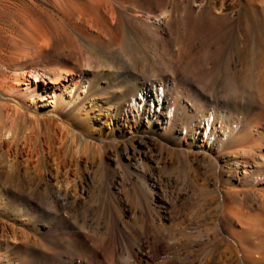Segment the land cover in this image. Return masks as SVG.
Masks as SVG:
<instances>
[{
	"label": "rangeland",
	"instance_id": "rangeland-1",
	"mask_svg": "<svg viewBox=\"0 0 264 264\" xmlns=\"http://www.w3.org/2000/svg\"><path fill=\"white\" fill-rule=\"evenodd\" d=\"M228 2L235 14H243L242 3ZM167 15L150 21L156 34L145 36L131 53L91 55L76 41L83 68L90 71L71 94L52 83L36 85L30 69L32 89L12 94L17 71L1 67L8 80V88L0 90L3 104L77 135L69 152L79 162L80 199L66 198L22 167L0 164V264H43L40 256L54 249L60 234L54 222L38 219L37 210L53 201L65 207L69 223H84L91 236L106 237L109 217L120 235L121 217L133 226L155 221L168 243L162 248L173 246L183 259L190 244L195 253L212 249L218 260L210 264H235L232 224L236 233L252 222L264 229V59L253 73L255 84L240 86L252 26L242 22L227 35L219 21L198 29L182 20V8L175 22ZM70 108L75 111L68 117ZM75 119L88 125L76 128ZM219 221L227 234L216 233ZM263 237L255 230L251 248ZM145 242H152L150 233ZM247 264H264V255Z\"/></svg>",
	"mask_w": 264,
	"mask_h": 264
},
{
	"label": "bare ground",
	"instance_id": "bare-ground-1",
	"mask_svg": "<svg viewBox=\"0 0 264 264\" xmlns=\"http://www.w3.org/2000/svg\"><path fill=\"white\" fill-rule=\"evenodd\" d=\"M238 1L245 8L241 16L235 14L234 5L228 0H0V69L14 66L17 71L14 85L9 87L12 94L22 91L23 87L32 89L33 84L27 80L29 69V78L36 85L52 83L71 94L90 71L83 68L78 49H75L76 41L90 53H131L144 43L145 36L156 34L150 21H157L162 13L175 22L174 14L182 8L184 16L181 19H189L198 29L207 28L210 26L207 22L211 21V24L219 21L227 35L238 31L242 22L257 28L258 32L247 26L248 36H252L251 52L242 70L243 85H240L247 86L254 81L255 68L264 59V0ZM133 12L136 14H131ZM40 66L47 69L41 70ZM49 75L53 76V81L49 80ZM63 81L69 84L63 85ZM5 88H8V80L0 70V90ZM74 111L75 108L68 109L67 116L71 117ZM74 123L76 128L88 125L82 120ZM249 132L252 135L253 131ZM77 138L73 131L55 121L29 119L16 106L9 107L0 101V164L13 170L22 167L66 198L80 199L75 183L80 174L79 162L77 158L72 159L69 152L78 142ZM251 148L248 146L241 152L247 154ZM64 209L60 202L53 201L37 210L38 219L54 222L60 234L51 244L54 249L48 248L40 256L43 264H210L218 260L215 252L205 247L195 253L194 246L188 245L184 259L177 249L172 252L173 246L162 248L166 236L157 229L155 221L150 222L149 232V226H133L121 217L119 223L124 234L120 235L109 217L108 234L98 237L85 234L84 223L82 226L78 222L69 223L62 213ZM19 215L23 216L20 210ZM233 225L228 231L236 254L230 262L247 264V259L251 263L261 260L264 237L254 249L250 237L257 229L264 234L262 225L247 223L240 233L233 230ZM219 232L227 234L222 221L216 225V233ZM149 233L151 243L149 239L145 242ZM205 254L207 258L203 259ZM122 257L126 260L121 261Z\"/></svg>",
	"mask_w": 264,
	"mask_h": 264
}]
</instances>
